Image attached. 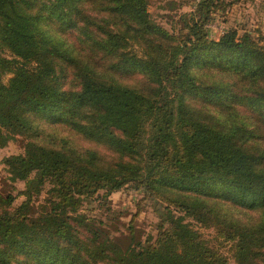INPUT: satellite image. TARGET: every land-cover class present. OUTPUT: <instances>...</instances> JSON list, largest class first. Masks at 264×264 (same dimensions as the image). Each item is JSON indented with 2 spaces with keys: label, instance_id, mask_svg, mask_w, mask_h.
Returning a JSON list of instances; mask_svg holds the SVG:
<instances>
[{
  "label": "trees",
  "instance_id": "trees-1",
  "mask_svg": "<svg viewBox=\"0 0 264 264\" xmlns=\"http://www.w3.org/2000/svg\"><path fill=\"white\" fill-rule=\"evenodd\" d=\"M215 1H200L198 20L184 16L183 42L158 46L155 56L147 50L145 60L133 49L137 37L170 40L148 0H0V51L13 57L0 52V145L32 139L25 155L5 160L11 180L27 185L19 207L0 194V264H230L174 209L219 224L235 242L236 264H264V121L256 116L264 111V46L236 30L209 40L204 24ZM56 23L75 29L90 50L68 43ZM100 51L117 64L101 70L91 57ZM52 57L76 69L78 90L58 83ZM134 73L153 89L126 85ZM240 80L246 88L237 90ZM52 118L114 157L69 150L68 140L39 147ZM128 185L165 205L155 244L133 236L117 243L80 213L86 200ZM46 187L35 212L32 201Z\"/></svg>",
  "mask_w": 264,
  "mask_h": 264
},
{
  "label": "rangeland",
  "instance_id": "rangeland-1",
  "mask_svg": "<svg viewBox=\"0 0 264 264\" xmlns=\"http://www.w3.org/2000/svg\"><path fill=\"white\" fill-rule=\"evenodd\" d=\"M200 1L202 0H148L147 9L151 20L162 28L170 40H165L167 45H164L160 39L155 41V37L148 36V39V37L139 36L133 45V49L138 56L144 57L146 60L147 50L155 56L153 49H159L160 46L170 47L179 45L183 42L189 35L186 30V24H184V16L187 18V16L189 17L191 14L196 13ZM214 5L216 8L211 9L210 20L204 24L209 40L219 41L228 31L236 30L239 37L249 33L260 46H264V0H216ZM91 12L93 15H97L94 11ZM199 18L200 15L196 13V20ZM56 25L55 29L58 33L65 37L67 42L72 46L85 51L90 50L91 43H85V38L76 32L75 29L64 27L59 23H56ZM85 25L89 29L96 28L95 25L88 22ZM106 27L108 26L106 25ZM0 52L8 59H13L10 52L6 50ZM100 52L102 53L92 52L91 57L99 62L101 70H104L106 67L112 68V66L117 64V57L116 59L115 57H111L110 60L105 56L106 52ZM49 59L58 65V83L66 89L78 90L77 83L80 82L78 79L76 82L73 76L76 74L74 73L76 69L58 62L55 57ZM10 79L11 75H8L3 77L2 81L7 85ZM123 79L126 85L134 86L139 90L148 91L154 87L152 83L143 81L144 75L142 74L131 75L130 77L126 76ZM245 83L244 80H240L237 90L246 88ZM249 95H252V93ZM235 110L246 115L248 118L254 115L251 113L252 109L250 108L236 107ZM256 116L261 121H264V111L260 114L256 113ZM54 120V118L47 119V122L43 124L47 129V134L43 136L44 138L42 137L43 139L35 141L39 147L44 148L46 151H52V148L60 149L59 145L63 147L64 143L62 142L68 140L70 142L69 150L74 148L79 153L89 150L95 151L107 161L114 157L113 150L106 144L84 138L73 131L72 128L60 127L61 124L54 122ZM29 138L30 134L20 135L7 145H0V194L2 196L8 194L15 196V207H19L26 201V197L21 194L26 190L27 183L13 182L11 180V175L7 172L5 166V160L11 156L25 155L27 145L32 141ZM47 190L48 187L44 189L40 198L34 197L32 209L35 212L41 211L39 205L46 199ZM104 196L105 193L101 192L99 195L86 200L80 209L82 215H86L89 221H93L92 223L95 227H92L91 230L96 231L98 228L106 233L104 234L105 236H111L117 243L121 238L124 242L123 245L130 244L132 236L143 245L156 243L162 223V214L165 212L164 204L145 198L144 191L137 190L132 185H128L123 190L115 192L106 198ZM174 212L177 216L183 217L186 223L199 233L201 239L211 249L217 250L221 256L228 258L230 264H236L234 259L235 242L231 239L228 240V235H225L226 231L222 230L219 224L214 223L213 220H200L192 212L178 211L176 209H174ZM82 230V236L92 237L84 229Z\"/></svg>",
  "mask_w": 264,
  "mask_h": 264
}]
</instances>
